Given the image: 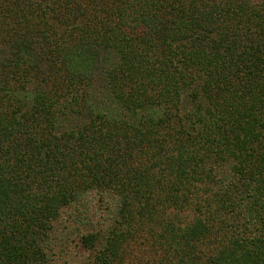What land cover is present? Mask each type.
Segmentation results:
<instances>
[{"label": "trees", "instance_id": "trees-1", "mask_svg": "<svg viewBox=\"0 0 264 264\" xmlns=\"http://www.w3.org/2000/svg\"><path fill=\"white\" fill-rule=\"evenodd\" d=\"M90 194V264L148 222L158 264H264V0H0V264Z\"/></svg>", "mask_w": 264, "mask_h": 264}, {"label": "rangeland", "instance_id": "rangeland-1", "mask_svg": "<svg viewBox=\"0 0 264 264\" xmlns=\"http://www.w3.org/2000/svg\"><path fill=\"white\" fill-rule=\"evenodd\" d=\"M101 19L99 17V21ZM95 82L98 85V80ZM202 194V189H200V197L192 196L194 202L201 200ZM190 208L180 215L183 222H188L195 216L194 208L196 206L193 205ZM112 217L113 214L108 210L106 202L97 194L86 196L82 203H74L60 208L52 220L53 232L49 241L51 244L49 264H90L96 257L97 248L101 246L98 244L97 248H86L82 244L81 235L96 230L109 232L108 228L114 221ZM226 220L228 226H234L237 223L244 224L230 215L226 217ZM145 225L148 227L138 225L132 231L125 229L129 240L124 239L122 242L121 261L118 264H158L161 256L164 255L165 248L162 245H166L165 238L160 239L158 236L155 238L154 232H159L160 229L151 232L149 222ZM215 226H218L217 231L222 230L219 220ZM217 231L215 229L211 233L210 246L206 245L203 248L208 254L217 240L222 239L221 233L219 234Z\"/></svg>", "mask_w": 264, "mask_h": 264}]
</instances>
